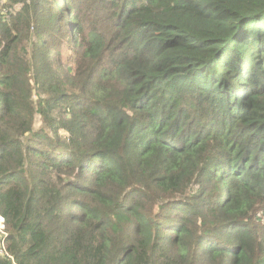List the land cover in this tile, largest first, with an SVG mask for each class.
<instances>
[{"label":"trees","instance_id":"16d2710c","mask_svg":"<svg viewBox=\"0 0 264 264\" xmlns=\"http://www.w3.org/2000/svg\"><path fill=\"white\" fill-rule=\"evenodd\" d=\"M0 264H264V0H0Z\"/></svg>","mask_w":264,"mask_h":264},{"label":"built area","instance_id":"2783aa9c","mask_svg":"<svg viewBox=\"0 0 264 264\" xmlns=\"http://www.w3.org/2000/svg\"><path fill=\"white\" fill-rule=\"evenodd\" d=\"M4 229V219L3 217L0 215V232H3Z\"/></svg>","mask_w":264,"mask_h":264}]
</instances>
